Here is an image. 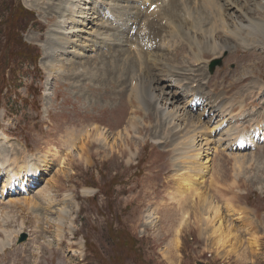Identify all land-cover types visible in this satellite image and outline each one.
<instances>
[{"label":"rangeland","instance_id":"374dc122","mask_svg":"<svg viewBox=\"0 0 264 264\" xmlns=\"http://www.w3.org/2000/svg\"><path fill=\"white\" fill-rule=\"evenodd\" d=\"M75 1L0 0V131L8 139L6 144H0V150L9 152L12 147L20 161L29 159L46 169L35 184L24 182L23 187L14 186L10 193H2L6 176L0 175V244H5L0 250V264H264V143L243 152L222 151L223 148L211 151L204 181L196 189L220 210L222 227L217 233L226 237V228H231L228 242L225 239L219 244L225 249L233 248L231 255L224 257V248L213 250L214 237L209 229L199 233L204 205L198 203L196 195L183 198V210L174 201L176 178L174 151L165 128L168 120L160 123L155 106L143 108L142 103L133 99L131 104L126 99L128 95L134 97L131 88L138 91L139 76L144 86L154 78L155 67L146 61L153 51L170 66L186 63L195 71L192 77L204 79L205 93L232 99L244 91L247 116L236 120V125L247 128L255 118L264 123V90L254 81L258 79L264 89V50L252 48L245 34L241 35L245 44L231 41L221 29L214 41L197 36L200 46H196L182 28L168 39L169 46L162 51L158 46L168 26L164 20L158 21L154 36L147 27L150 11L162 0H102L99 7L111 11L112 18L101 14L103 28L98 32L108 34L105 41L115 34L111 45L105 46L98 37L87 35L86 29H96L91 24L87 23L80 33L83 20L75 14L74 20L61 26L69 31L66 50H61L47 33L49 36L59 27L56 9ZM183 1L179 3L189 4L188 1L192 7L209 12L200 0ZM261 1L264 0H233L250 19L263 20ZM216 7L217 13L213 11L206 18L216 19L219 0ZM12 10L15 18H22L24 30L19 38L34 59H19L5 44ZM182 19L185 18L171 21L177 26ZM186 21L191 26L193 20ZM205 24L200 29H205ZM117 25L121 28L119 34L108 29ZM72 27L75 31H70ZM142 36L151 40H142ZM260 40L264 46V39ZM77 45H83L85 50ZM199 50L202 59L199 66L193 67L192 52ZM55 58L61 65L52 69ZM216 59L220 65L210 73L209 64ZM206 79L209 82L205 84ZM167 85L164 74L156 76L153 89L157 103ZM169 90L179 96L172 85ZM179 98V106L185 105L186 96ZM234 109L239 111V106ZM195 112L198 110H193L192 115ZM96 129L116 138L118 151L103 149L95 142ZM86 134L88 138L83 140ZM238 154L246 156L241 165L234 161ZM227 204L233 208L230 214ZM60 209L64 213L59 222L56 211ZM182 212L188 223L185 228H179L182 224L178 223ZM151 214L155 221H149ZM252 232L260 240L257 254H252L249 245ZM21 234H26L27 240L17 244Z\"/></svg>","mask_w":264,"mask_h":264},{"label":"bare ground","instance_id":"6f19581e","mask_svg":"<svg viewBox=\"0 0 264 264\" xmlns=\"http://www.w3.org/2000/svg\"><path fill=\"white\" fill-rule=\"evenodd\" d=\"M101 1L102 0H96L94 6L92 4L93 0L92 1L76 0L74 3L65 2L62 6L57 8L56 10L59 13L58 18L60 19L59 27L56 28V31H52L51 33H49V36L47 33V37L54 39L53 42L56 43L55 47L57 48L59 47V49L61 50H66L64 49V46L67 44L66 40H68L69 31L68 32L67 30L65 31L61 26L64 25L69 20H74L73 16L75 14L80 17L78 19L83 20L82 21L83 23H81L82 30H80L81 31L80 33H82L83 29L85 30L87 28L88 26L87 23L91 24L92 27H95L96 29L93 31H90V29H86L87 35L89 36L91 35L94 39H97L98 37L100 39L99 42L104 43L105 46L111 45L110 44L112 43L111 40L112 38H114L115 34L111 33L112 37L110 39L106 37L108 41L107 42L105 41L104 37L108 34H103L98 32V29L103 28V26L101 25L103 24L102 23L103 19L101 18V14H103L104 18H109V19L112 18L110 17L112 16L111 11L105 12V9L99 7V3ZM123 1L124 2L126 1L127 3L129 2V0H123ZM149 1L151 2V0ZM180 1L181 0H162L163 3H161L159 6H155L150 11L151 19L147 24L148 30L151 31L149 32V34H152L154 36L155 30L158 29L157 27H159L157 24L158 21L164 20V24L168 26V30L165 32L166 33L165 37L163 36L164 38L162 39L161 46H158V49L162 51L164 49L167 50L169 46V40L172 39V36L175 35L176 33H179L182 28H185V31L187 32L186 34L189 37L188 39L193 41L194 45L196 46H200V42L196 38L197 36H200L206 41L208 40L214 41V39L217 38L216 35L218 34L219 29H221L222 31L225 32V34L229 35L228 37L230 38L231 41L240 40L243 44H245L246 41L242 40V36H241L245 34L248 39L250 38L249 41H251L250 46H253L252 48L257 49L261 47V49L264 50L263 43L260 40L261 38L264 39V19L263 20H260L261 18L250 19L248 17V14L243 12L238 7V5L233 2V0H219L221 3V7L218 8V14L216 19H214L213 17L206 18L207 17L206 15L212 13L213 11H216L217 13V7H216L217 0L216 1L200 0V4L204 8L208 6L207 8L209 10L208 13L203 12L202 11L203 9L199 8L198 6L196 8L192 7L190 5L191 3L188 1L186 2L189 4L179 3ZM194 2L196 3V1ZM260 3L264 5V1H261ZM136 4L138 3L136 2ZM163 4L166 5L164 6ZM188 5L190 7H188ZM133 8L135 9V7ZM194 8L196 10V13L193 12ZM179 9L182 11L183 16H180L181 11H179ZM143 11H141V13H144ZM99 17H100V22H99ZM173 18H185V19H182L184 21L183 22L180 21V23H177V26H175L171 21ZM186 19L188 21L193 20L191 26H190V22H187ZM143 21L141 25L145 28L146 23ZM232 21H234L233 24H231ZM202 23H206L205 29H200V25ZM119 26L120 25H117L116 27L108 26V29L110 31H114L115 33L119 34L121 32V28ZM221 26H223L224 29H222ZM160 27L162 26L160 25ZM71 30L75 31V27H72L70 31ZM62 32H65V34H63ZM149 38L150 37L148 36H142V40L145 41L148 40ZM116 39L118 38L116 37ZM243 39L245 38L243 37ZM163 46L165 48H163ZM214 46L211 49V51L213 52L216 50V47ZM77 47L82 50H85V47L83 45L82 46L77 45ZM200 50L202 51L203 49ZM200 50L198 53L192 52L193 56H191L190 65H192L193 67L194 64H196V66H199L198 62L201 61L202 59L201 57H199V55L201 54ZM146 61L147 63H149V66L155 67L152 68L153 70L155 69L154 78L153 77L150 78V81L147 83L148 85L144 86L141 80L142 77L139 76L138 79L139 83L136 85V89L138 91L135 92L133 90L134 88H131L134 97H132V95H128L126 99L127 101H130L129 103L131 104L133 103V99L135 101H138V103H142L143 108L155 106L156 114L158 115V117H160V123L164 122L165 120H168V122L165 123V128H167L168 131L167 139L172 143V148L174 151L173 164L175 166L174 176L176 178V180H174L175 182L174 201L177 203L178 207L182 208L184 206V204L182 203L185 202L183 198L189 196V194H191L190 196H193L195 194L198 203L204 205V210L202 211L204 212V215L201 216L202 219L200 218L202 224L201 227L199 226L200 228L198 227L199 233L202 234L204 231H207V229H209L210 236L214 237L212 242L213 250L219 251L218 249L220 247L225 249L223 245H219V244L220 241L225 240L226 237L229 239L231 228L230 229L228 227L226 228L227 230L225 235L226 237L221 235V232H219L220 234L217 233L222 227V217L220 215V210L218 206H215L212 204V202L208 201V198L205 194L197 191L196 189H200V187L202 186L201 184L204 181L203 179L208 170L207 164L210 161L209 156L211 151H216L219 148H223L222 151L228 149L229 150L232 149L233 151L236 150L240 151L247 148L251 149L255 145L257 146L258 144L263 143L264 123H260V121H258L255 118L250 122V125H248L247 128L243 127L242 125L241 126L236 125V120L239 119L242 120L243 117L247 116L245 115V109H244L245 107L244 99L246 97L244 91L238 92L232 99H225L222 96V94L217 96L216 93L214 95L210 93H205L204 90L206 88L202 86V81L204 79L199 80L197 75L192 77V74L195 73V71H192V68L189 69L186 63H183L180 66H174V65L170 66L169 65L170 62L163 61L153 51H150L148 57L146 58ZM143 63H145V60ZM60 65L61 62L57 58L52 60L51 63L52 69H55L56 66L59 67ZM140 67H142V64ZM247 73L248 72H245L244 75H247ZM161 74H164V81L168 82V85L166 87V92H162L159 95L160 100L159 99L158 100L160 102L157 103L154 94L153 84L156 83V76ZM147 77L149 78L150 76ZM200 77L201 76H199V78ZM254 81H255V85L260 87L261 91L264 90L262 88L263 86L261 82L258 79L255 78ZM208 82L209 79H206L205 84ZM170 85H172L173 88H175L180 92V93L178 92L179 96L176 94V92L175 93L170 92L169 90ZM200 91L201 93H199ZM181 94L182 96H186V98L188 99L185 105L183 106H179L178 103L180 102L179 100L181 99L179 97H182ZM235 105L239 106V111L237 112L234 111ZM170 107H172L171 110L169 109ZM196 109L198 110V112H195L194 113L195 116H194L192 115L193 110ZM206 117H208L209 119L207 118L208 120L204 122L203 118ZM135 126H136L135 124H132L133 128H135ZM87 135L88 134H86L83 140L88 138ZM246 135H250V137L252 138L250 141V145L246 144L247 141L244 140L246 138ZM255 136L256 137L261 136L258 142L254 141ZM5 137H6L5 133L3 131H0V144L3 143L6 144L5 140L7 141L8 139ZM117 137H119V135ZM224 138H226L227 140L224 141L223 140ZM116 140H117L116 138H110L108 135L106 136L105 132H103V130L100 129H96L94 133V141L97 142L99 145H101L103 149L109 148L110 150L113 149L117 150L119 146ZM243 141L245 142V144H242L243 148L239 149L238 147L239 145H241L240 143H242ZM79 148L81 153V151H83L84 149V143ZM10 149L11 150L9 152L0 150V175L6 176V180L3 183L4 186L2 188V193L5 192L6 190H8V192L10 193L11 191H13L14 186L17 187L21 185V187H23L22 185L24 184V182L29 183V185L35 184L37 181L40 180V177L43 176V174L46 171L45 166H39L29 159L20 161L15 150L12 149V147H10ZM245 157L244 156L241 157L239 155L235 157L234 161L235 163L237 162L238 164L241 165L245 161ZM42 198L44 200L46 199V197H42ZM182 200L184 202H182ZM29 201H33V200L31 199ZM24 202H26V200H24ZM28 205H30V202ZM226 211L228 214H230L233 212V208L230 209V205L227 204ZM56 212H59L60 214L58 218V221L60 222L62 220V214L64 213V211L60 209ZM185 214L186 213L182 212V217L178 221V223L181 222L182 224V226H180L179 228H185L188 225V223L184 222ZM154 216H155L154 214H151L148 217L150 222H152L153 220L155 221ZM215 222L218 224H216ZM177 231L178 229H176V232ZM20 232H21L20 230L17 232L18 235ZM58 237L60 239L61 235H58ZM259 241H260L259 237L255 234V232H252L250 234V241H249L252 254L258 253L260 247ZM225 242H228L227 239L225 240ZM4 247L5 244H0V250L3 251ZM232 252H233V248L231 247L229 249H225L223 256L226 257L228 255H231Z\"/></svg>","mask_w":264,"mask_h":264},{"label":"trees","instance_id":"16d2710c","mask_svg":"<svg viewBox=\"0 0 264 264\" xmlns=\"http://www.w3.org/2000/svg\"><path fill=\"white\" fill-rule=\"evenodd\" d=\"M17 13L20 12L21 9L16 7ZM13 12H15V10H12V13L10 14V17L8 18L7 22L8 25L5 29V44H7V46H9L14 53V54H18V58L19 59H29L32 58L34 59L35 56H31V54L26 53L25 50L30 51L28 48L25 47L24 44H22L21 39L19 38V34L24 30L21 26L22 24V18H15L13 15ZM26 14L29 15V12H24ZM14 57V56H13Z\"/></svg>","mask_w":264,"mask_h":264},{"label":"water","instance_id":"95a60500","mask_svg":"<svg viewBox=\"0 0 264 264\" xmlns=\"http://www.w3.org/2000/svg\"><path fill=\"white\" fill-rule=\"evenodd\" d=\"M216 65H220V60H213L209 66V72L211 73L212 70L214 69V67ZM26 240V235L25 234H22L20 239L18 240V244L24 242Z\"/></svg>","mask_w":264,"mask_h":264}]
</instances>
